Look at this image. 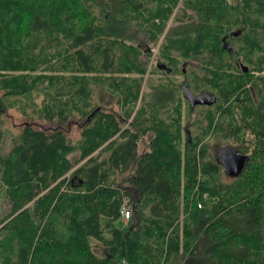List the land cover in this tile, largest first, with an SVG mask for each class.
I'll list each match as a JSON object with an SVG mask.
<instances>
[{
    "label": "trees",
    "instance_id": "1",
    "mask_svg": "<svg viewBox=\"0 0 264 264\" xmlns=\"http://www.w3.org/2000/svg\"><path fill=\"white\" fill-rule=\"evenodd\" d=\"M177 2L0 0V113L12 107L8 98L24 96L39 118L84 119L77 144L59 128L46 134L25 125L2 158L10 210L0 220V264H168L187 255L194 264H264V0H183L195 20L165 31ZM160 37L166 60L157 63L171 73L179 57L206 53L205 75L195 78L208 85L194 88L231 102L216 119L206 112L202 136L253 135L250 153L237 151L246 161L229 185L204 161L202 137H181L177 92L188 82L161 86L150 103L139 96ZM94 87L115 108L100 106L84 123L96 109ZM124 200L131 216L123 225ZM234 214L242 230L229 222Z\"/></svg>",
    "mask_w": 264,
    "mask_h": 264
},
{
    "label": "rangeland",
    "instance_id": "2",
    "mask_svg": "<svg viewBox=\"0 0 264 264\" xmlns=\"http://www.w3.org/2000/svg\"><path fill=\"white\" fill-rule=\"evenodd\" d=\"M182 1L183 0H178L176 7L174 8L173 13L171 14V17L166 25L165 31L168 28L171 27L177 28L179 26L184 25L187 22H192L195 20L196 17H193V20H190V18H188L190 16H194L193 12H191L188 9L186 11H182V7H183ZM234 1L237 0H226L227 4L231 6L235 4ZM177 9H179L178 12L176 11ZM175 12H177L176 17L174 16ZM173 17H175V19L172 22ZM140 38L142 39V36ZM161 39L162 37H160L156 47L151 50L152 52H151V57L149 58L148 61L147 71L153 69L154 70L152 74L150 75L148 74V76L145 73L143 82L141 84L139 96L143 97L146 103L148 102L150 103L155 99L156 92H158L161 86H166L167 84L170 83L169 85L174 88L176 86L178 87L179 84L183 81L189 83L190 90L195 94H198L201 91L211 92L209 91L210 87H207L208 89L207 88L195 89L193 85L196 84L200 87H206V85H208L206 83L207 80L205 81L201 80L202 81L201 83V81H198V79L196 80L195 78V77L200 78L203 75H205L203 74L205 73V71L202 70L201 64L204 57L208 56L206 53H202L201 55H198V57H195L193 59H188L186 61H183L182 58L179 57L177 70L172 71L171 73H165L164 70L155 68V65L158 61L164 63L166 60L158 53V47L161 42ZM234 48L235 49L237 48V42H235ZM233 57L235 56L233 55ZM233 57L229 56L230 59H232ZM229 58L226 57L224 60L225 61L230 60ZM238 58L241 60V57ZM181 70H184V72L182 73ZM253 74L254 76H257V73L254 72ZM247 87L251 89V84H248ZM93 89L94 91H92L90 95L91 107L93 106L96 108H100V106H102L103 108H105V110L115 108L112 96H110L109 92L106 89H100L97 87H94ZM177 96H179L178 107L181 110V125L184 129L182 130L181 137L185 139V135H186L185 132L188 133L190 138H195L198 136L202 137L201 146H203L204 148L203 149L204 161H212L215 163L214 157L217 149L225 146L233 147L236 151H241L242 146L245 147L247 146L248 148L247 152L248 154L250 153L251 147L253 145L252 143H254V141H253V135L250 134L249 130H240L242 133H240L237 136V138L231 135L225 136L223 132L210 131L208 134L204 136H202L201 134V132L205 128V125L207 124L204 118L206 112L210 111L214 113L216 119L218 115H222L223 111H225L224 109L228 108V106L231 104L230 100L226 102L222 97L220 98L215 94L216 103L212 104L211 106L198 105L195 106L192 110H189L188 103L182 97L180 89L177 92ZM251 96L252 97L255 96L253 91H251ZM23 97L8 98L7 101L12 107L8 108L7 110L1 111L0 113V168H1L2 158H5L7 154L10 152L11 148H13L17 136H19L21 130L24 128L25 125L31 126L32 129L34 130H42L46 134H49L53 129L59 128L63 133V135L66 137L67 141L71 144H77V142L80 140V134L82 129L81 125L84 119H81L77 115H75L74 117H69L65 123L60 124L57 117H55L52 121L39 118L37 112L34 111L35 108L33 109V106L30 105L31 104L30 98H23ZM35 100L37 102L39 98H35ZM0 101L1 103L6 101L3 98V91H0ZM137 105H139V103ZM165 105H166L165 109L167 111L172 107V105L175 104H171L169 102ZM166 111H160L159 116L165 117ZM149 112L150 109L146 107L147 116ZM233 115L235 118L236 116L235 113ZM224 117H225L224 121L228 123L229 122L228 117L226 116ZM126 126L127 125L125 123L122 125V128H125ZM228 127L229 126H226L225 129H229ZM151 136L152 134L149 133L144 137L140 138L136 149L138 154H141L142 152L148 149V143ZM77 156H78V152H75L69 157L75 158ZM82 163L83 161L80 162L79 164ZM128 173H130V171L124 172L122 176L123 177L127 176ZM122 176L117 175L114 178V180H116L119 183H122ZM219 180L223 185H229L234 179L224 174L222 168L220 167ZM5 190H6V186L3 184L0 173V220H2L9 213L10 210L9 201L8 198L6 197ZM242 219L243 218H241V216H235L234 214L231 217H229V222L231 223L233 228L242 230L243 228H245L246 225L244 219L243 220ZM120 222L123 225L125 224L124 221L123 222L120 221ZM200 250L205 251L202 247H200ZM200 254L202 253L200 252L199 255ZM197 259H199V257H197ZM201 263L202 262H199V264ZM168 264H194V262L187 255L186 257L183 258V260H181V257H178Z\"/></svg>",
    "mask_w": 264,
    "mask_h": 264
},
{
    "label": "water",
    "instance_id": "3",
    "mask_svg": "<svg viewBox=\"0 0 264 264\" xmlns=\"http://www.w3.org/2000/svg\"><path fill=\"white\" fill-rule=\"evenodd\" d=\"M238 34V31L232 32V36L234 37ZM226 48L230 50L231 46L226 45ZM156 67L158 69H164L166 73L170 72V69H168L163 63H156ZM242 69L244 72L247 71L245 66H243ZM180 90L182 97L189 105V109H192L196 105L211 106L216 102V97L212 93L201 91L198 94H195L190 90L189 86L184 83L180 84ZM98 110L99 108L93 110V112L87 116L84 123L88 122ZM215 161L222 168L224 174L228 177L234 178L242 172L246 157L238 153L233 147L225 146L217 149L215 153Z\"/></svg>",
    "mask_w": 264,
    "mask_h": 264
},
{
    "label": "built area",
    "instance_id": "4",
    "mask_svg": "<svg viewBox=\"0 0 264 264\" xmlns=\"http://www.w3.org/2000/svg\"><path fill=\"white\" fill-rule=\"evenodd\" d=\"M198 206H200V205H198ZM120 215H121V219L124 222L127 221L130 218V216H131V210H130V207H129V205H128L126 200H124V202L121 205Z\"/></svg>",
    "mask_w": 264,
    "mask_h": 264
},
{
    "label": "flooded vegetation",
    "instance_id": "5",
    "mask_svg": "<svg viewBox=\"0 0 264 264\" xmlns=\"http://www.w3.org/2000/svg\"><path fill=\"white\" fill-rule=\"evenodd\" d=\"M188 106H189V105H188ZM196 106H198V105H196ZM199 106H206V105H199ZM194 107H195V106H194ZM194 107H193V108H194ZM193 108H192V109H193ZM192 109H189V110H192ZM214 161H215V157H214ZM215 163H216V161H215ZM216 164H217V163H216ZM217 165H218V164H217ZM218 166H219V165H218Z\"/></svg>",
    "mask_w": 264,
    "mask_h": 264
}]
</instances>
